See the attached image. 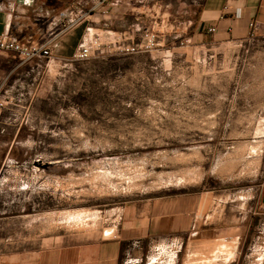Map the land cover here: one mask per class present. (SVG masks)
I'll return each instance as SVG.
<instances>
[{
  "label": "rangeland",
  "instance_id": "rangeland-1",
  "mask_svg": "<svg viewBox=\"0 0 264 264\" xmlns=\"http://www.w3.org/2000/svg\"><path fill=\"white\" fill-rule=\"evenodd\" d=\"M205 2L121 0L88 60L23 67L0 248L128 237L122 264H264V39L201 37Z\"/></svg>",
  "mask_w": 264,
  "mask_h": 264
},
{
  "label": "crops",
  "instance_id": "crops-1",
  "mask_svg": "<svg viewBox=\"0 0 264 264\" xmlns=\"http://www.w3.org/2000/svg\"><path fill=\"white\" fill-rule=\"evenodd\" d=\"M120 2L108 0L94 10L92 0H0V36L49 45L56 58L69 59L96 24L120 17ZM76 16L83 17V21L70 25ZM251 23H256V36L264 39V0H206L200 36L209 35L217 42L243 41L250 35ZM211 28H216V33L211 34ZM32 62L24 64L14 53L0 56V112L14 100L12 81ZM260 208L264 212V185ZM127 238L70 245L53 243L31 250L0 248V264H122Z\"/></svg>",
  "mask_w": 264,
  "mask_h": 264
},
{
  "label": "built area",
  "instance_id": "built-area-1",
  "mask_svg": "<svg viewBox=\"0 0 264 264\" xmlns=\"http://www.w3.org/2000/svg\"><path fill=\"white\" fill-rule=\"evenodd\" d=\"M108 0H92L93 8L99 9L104 6ZM83 17L76 16L71 19V24H78L83 21ZM216 28H211L209 32L211 34L216 33ZM257 27L256 23L250 24V34L256 35ZM6 53H14L18 58L24 63H29L37 59H48L51 60L54 57L52 48L49 45H35L27 44L19 41L16 38L8 37L7 35L0 36V56ZM91 57L90 47L87 41L83 42L75 53L74 58L78 61L88 60ZM0 107H3V104H0ZM7 133V127L3 124H0V135Z\"/></svg>",
  "mask_w": 264,
  "mask_h": 264
}]
</instances>
